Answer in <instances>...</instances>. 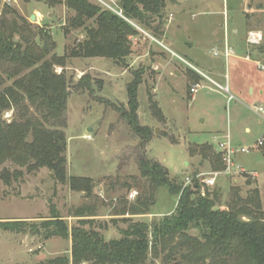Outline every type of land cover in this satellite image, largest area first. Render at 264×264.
I'll use <instances>...</instances> for the list:
<instances>
[{
  "label": "trees",
  "instance_id": "16d2710c",
  "mask_svg": "<svg viewBox=\"0 0 264 264\" xmlns=\"http://www.w3.org/2000/svg\"><path fill=\"white\" fill-rule=\"evenodd\" d=\"M38 1L73 12L67 30H82L84 38L69 56L48 59L49 52L33 42L40 34L35 33L34 24L0 0V180L11 186L24 176V170L34 174L48 169L52 179L68 184L89 202L69 216L75 219L72 225L53 208L51 216L39 223L1 221L0 227L28 232L45 242L52 238L71 240V254L39 264H264V211L258 192L244 199L232 188L225 204L220 190L202 191L198 180L185 187L165 166L148 158L145 150L139 159L140 179H133V187L140 193L135 202L124 200L120 210L111 214V224L117 226L120 221L124 227L119 229V238L106 239L109 222L100 219L107 215L99 214L93 202L94 180L67 174V60L102 58L126 65L135 53L133 39L140 34L133 24L150 30L158 39L164 36L166 0H119L123 16L92 0ZM142 75L140 68L128 86V110L119 111L146 146L153 131L139 122ZM79 85L89 87L88 77L83 76ZM150 101L154 115L163 119L158 103L151 97ZM8 112H13L12 120L4 119ZM189 153L215 160L213 171L224 168L221 155L211 145L190 148ZM124 187L133 188L130 184ZM162 187L179 197L175 210L152 221L138 219L152 213Z\"/></svg>",
  "mask_w": 264,
  "mask_h": 264
},
{
  "label": "rangeland",
  "instance_id": "374dc122",
  "mask_svg": "<svg viewBox=\"0 0 264 264\" xmlns=\"http://www.w3.org/2000/svg\"><path fill=\"white\" fill-rule=\"evenodd\" d=\"M166 1L173 10L181 7L187 9L183 17L186 25L180 36L187 40H198L200 44L196 50L205 56L212 49L207 46V42L213 34L220 31V25H224V17L242 22L244 34L249 30H257L264 35V0H251L249 5L248 0H176L180 4L179 8L172 7L171 2L174 0ZM243 2L246 3L245 7H241ZM233 5L235 10L232 9ZM10 6L34 24L36 34L40 33L33 38L37 47L44 48L45 39L48 40V59L66 54L69 56L72 49L84 38L82 30H67L74 13L64 6L51 8L38 0H12ZM189 7L192 9L189 10ZM195 14L197 22L209 20L201 30L193 26L191 17ZM32 15L36 16L33 22ZM135 26L140 32L135 40L144 37L140 30L158 39L150 30ZM156 45L147 37L142 39L134 48L138 49L140 55L143 54V61L132 56L126 65L102 58L69 57L67 60L66 73L70 80L65 129L68 139L67 174L68 177L94 180L96 187L93 202L99 209L98 213L107 215L105 220L109 222V229L104 232L107 240L119 238V229L124 227L120 221L117 226L111 224V214L120 210L124 200L135 202L140 193L138 187H133V179H140L139 159L143 150L148 158L161 163L172 177L185 184L187 177L193 178L197 174L211 171L210 164L202 156H190V148L198 146V143L208 142L218 149L219 142L229 138L233 149L238 152L234 158L236 166L248 173L222 176V202L226 204L230 200L232 188H237L244 199L256 191L262 200L264 211V145L259 146L260 142H264V118L249 109L254 105L251 102L242 104L239 97L240 101H229V96L222 91L207 95V91L202 90L196 102L184 101L173 94L172 88L181 93L187 90V84L174 78L168 77L155 96L152 88L155 71L150 69L148 53H158L155 50L158 48ZM260 49L264 52V41ZM140 62L143 63V83L138 91L139 122L141 126H147L153 131L152 139L146 146H143L141 137L131 130L119 111L128 110V86L140 69ZM256 70L253 69V79H264V74ZM56 71L61 73L62 68L56 67ZM83 76L88 77L89 87L79 85ZM238 81L242 85L252 83L251 64L248 81ZM150 97L159 102L163 119L154 115ZM259 99L264 101L263 97ZM208 101H214L218 105L209 110ZM207 118L216 120L213 127H221L224 135L215 136L214 128ZM4 119L12 120L13 112L5 114ZM246 127L250 132H246ZM242 149L246 152L242 153ZM51 174L48 169L34 174L24 170V176L19 181H14L11 186H6L0 180V222L17 220L39 223L49 218L55 208L69 225L74 224L75 219L69 216L89 201L86 202L84 194L71 191L68 184L52 179ZM198 182L202 191L208 188L223 192L218 186L208 187L201 184L200 179ZM125 184H130L133 188L128 190L124 187ZM178 199V196L170 194L167 187H162L158 191L157 203L152 213L157 216L168 215L175 210ZM70 245L69 240L52 238L45 242L28 232H9L0 227V264H39L70 254ZM149 264L161 263L159 261Z\"/></svg>",
  "mask_w": 264,
  "mask_h": 264
},
{
  "label": "crops",
  "instance_id": "0c3cea01",
  "mask_svg": "<svg viewBox=\"0 0 264 264\" xmlns=\"http://www.w3.org/2000/svg\"><path fill=\"white\" fill-rule=\"evenodd\" d=\"M250 2L251 0H248V5ZM171 3L173 5L172 7L176 6L179 8L180 6V4L176 0L172 1ZM244 3L245 2L241 3V7H245L246 3ZM259 6L260 4L258 5V7ZM188 9L191 10L192 7H189ZM232 9H236L235 5H233ZM186 10L187 9L184 7H181L178 10H173L171 7H169L168 2L166 1L167 22L164 36L161 39H155L153 36L148 35V33L144 32L143 30H140L144 37H139V40H135V38L133 39L134 45H137L141 42L142 39H146V37L157 44L156 46L158 48H156L155 50L158 53L152 52L151 55L150 53H148V55L150 56V69L153 72L155 71V76L152 79V88L154 89L155 96L158 94L159 87L163 82H166L167 78L169 77L174 78V80H181L186 82V91H182L181 93H179L175 88H172V91L173 94L181 97V99H183L184 101H190L191 103H193L198 100V95L202 90L207 91V95H212V93L215 94L219 92V90H215L216 88H214L208 81V79H211L221 86L228 87L230 94L234 97L233 100H241L242 104H246L244 102L248 101L251 102V104H254L253 106H264V101L259 99V97H263L264 99V79H253L255 75L253 73V69H257L256 71L258 73L260 72L264 74V72L260 70L258 66V64L260 63L264 65V52L261 49H258V47L260 46H249L246 41L248 33L257 30H249L246 34H244V25L242 22L234 18L230 20L229 18L224 17V25H220V31L216 32L213 35L211 34L212 36L207 42V46H211L212 49L211 51H209L210 54L205 56L196 50V47L198 46V44H200L198 40H194V38H189L187 40L181 38L180 36L186 25V21L183 19ZM191 19L194 21V28H198L199 30L204 28L209 23L208 19L204 21L199 20L197 22L196 14L192 15ZM226 43L234 50L235 53L234 57H232L228 63L223 56V51ZM134 49L135 53L133 56H136L137 59L143 61V59L141 58L143 54L140 55L138 53V49ZM247 58H249V60H247ZM249 64H251L252 66V83L248 82L242 85L238 80L244 79L246 82L248 81ZM139 66L140 68L143 67V63L140 62ZM198 83H200L202 87L196 94H192L190 91L191 88L194 84ZM232 90L234 94H232ZM219 95L221 96L222 94L219 93ZM238 97L240 98V100ZM155 102H157L159 105V102L156 99ZM208 103L210 105L208 107L209 110H213V107L218 105L214 101H208ZM207 120L211 122V127L214 128L215 136H221L222 134L224 135V131L220 129L221 127H219L218 125L213 127L215 125L214 121L216 120L210 118H207ZM203 122L205 123V121ZM246 132H250V129L248 127H246ZM204 145H211L214 152L219 154V150L216 149L213 144H210L208 142L203 144L198 143V146ZM205 161L208 163V165L210 164V172H215L212 170L215 164V160L206 159ZM221 179L222 176L218 178L216 185L220 188L224 186L223 183H221ZM222 189L223 192H221L224 193V188ZM172 212L168 214H171ZM159 216L151 213L148 216L137 218L148 219L149 221H152L153 218ZM100 219L105 220L106 217L102 216L100 217ZM69 241L71 243V254L72 242L71 240Z\"/></svg>",
  "mask_w": 264,
  "mask_h": 264
},
{
  "label": "built area",
  "instance_id": "2783aa9c",
  "mask_svg": "<svg viewBox=\"0 0 264 264\" xmlns=\"http://www.w3.org/2000/svg\"><path fill=\"white\" fill-rule=\"evenodd\" d=\"M2 1L4 5L12 4V0H2ZM94 1L100 4L105 9L110 10L119 16H123L122 10L119 8L117 0H109V1L94 0ZM133 25L135 26V24ZM246 41L249 46H260L264 41V35L262 32H259V31H251L248 33ZM234 55H235L234 50L226 43L224 51H223V56L226 62L228 63L229 60L232 57H234ZM247 60H249V58H247ZM258 66L260 70L264 72V65L260 63L258 64ZM208 81L212 84L214 88H216L215 90H219L227 94L229 96V101H232L234 99V97L230 94L228 87L221 86L220 84L214 82L211 79H208ZM201 87L202 85L200 83L194 84L190 91L192 94H196ZM249 109L252 110L257 115H261L264 118V106H253ZM218 145H219V148H218L219 154L221 155L222 162L224 165L223 170L210 172V173H200L194 176L193 178L187 177L185 180L186 182L184 184L185 187L192 185L194 180H199V179H200L201 184L206 185L208 187H215L217 185L218 178L221 176H232L233 174L248 173L244 169H240L239 167L236 166L234 158L238 152L237 150L233 149L229 138H227V141L219 142ZM263 145H264V142H260L259 146H263ZM241 152L245 153L246 150L242 149Z\"/></svg>",
  "mask_w": 264,
  "mask_h": 264
},
{
  "label": "water",
  "instance_id": "95a60500",
  "mask_svg": "<svg viewBox=\"0 0 264 264\" xmlns=\"http://www.w3.org/2000/svg\"><path fill=\"white\" fill-rule=\"evenodd\" d=\"M35 19H36V16L35 15H32L31 16V21L33 22ZM44 48H45V50H49V43H48V40L47 39H45Z\"/></svg>",
  "mask_w": 264,
  "mask_h": 264
}]
</instances>
